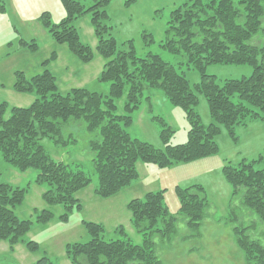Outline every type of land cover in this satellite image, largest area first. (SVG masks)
<instances>
[{"label": "trees", "instance_id": "1", "mask_svg": "<svg viewBox=\"0 0 264 264\" xmlns=\"http://www.w3.org/2000/svg\"><path fill=\"white\" fill-rule=\"evenodd\" d=\"M59 1L64 17L52 22L50 14L43 12L39 22L54 43L65 45L79 63L88 64L94 58V51L80 40L75 21L89 15L97 40L94 50L104 60L97 80L108 83V93L73 88L62 94L48 69L31 78L15 72L12 90L35 98L26 108L0 102V158L19 172L29 169L37 172L34 184L47 187L41 195L44 203L63 207L60 221L67 222L72 212L81 210L75 194L91 184L90 177L82 170L54 161L42 145L44 139L57 148L75 144L77 140L72 134L68 137L63 134L70 120L84 121L88 133L93 134L88 142L98 178L93 193L101 199L113 196L135 181L138 162L168 167L210 156L217 152L215 137L221 128L233 135V128L243 125L247 118L264 120V27L261 28L264 0H187L170 12L166 41L161 47L172 54L183 52L187 66L200 73L201 80L194 90L206 100L211 119L207 126L201 124L194 110L195 92L172 65L150 52L137 57L130 41L124 43V49L117 48L107 25L109 17L105 8L109 0H89V6L79 0ZM148 42L151 44L152 40ZM28 47L37 48L34 41ZM55 59L53 54L43 64L47 66ZM210 64L248 65L252 72L248 77L217 84L213 76L204 73ZM147 89L161 90L173 106L185 112L189 130L184 144H168L172 131L165 123L160 132L164 151L129 135L130 115L139 108ZM123 95L124 113L118 115L114 100ZM261 159L223 167L231 187V214L225 223L237 222L236 211L241 206L246 209L245 215L252 213L264 224V166L258 167ZM27 192V188L0 181V241L8 244L10 254L19 244L30 253L39 248L36 242L25 239L32 222L14 213ZM176 193L179 198L176 216L163 203L162 190L128 202L130 224L140 237V244H133L121 227L116 231L118 238L105 240L100 224L82 221L89 239L67 244L66 258L70 264H163L155 254L154 238L172 240L177 235L179 219L192 231V235L182 239L198 238L199 226L211 206L198 185L176 188ZM52 217L50 210L43 209L36 213L35 222L45 225ZM247 229L233 226L235 242L246 264H264V245L247 235ZM33 264L56 263L42 255Z\"/></svg>", "mask_w": 264, "mask_h": 264}, {"label": "rangeland", "instance_id": "2", "mask_svg": "<svg viewBox=\"0 0 264 264\" xmlns=\"http://www.w3.org/2000/svg\"><path fill=\"white\" fill-rule=\"evenodd\" d=\"M82 1L89 6V0ZM187 0H109L105 10L108 14L107 25L111 28L116 46L124 49L130 41L137 57L148 52L158 55L164 62L172 65L188 81L192 90L201 80L200 73L187 66L186 55L181 52L172 54L161 47L165 43V30L170 12ZM43 12L50 14L52 22L64 17L59 0H0V102L9 107L26 108L35 96L18 94L12 90L15 72H22L31 78L48 69L56 78L60 93L65 94L73 88H85L107 95L108 83L99 82L104 60L95 52L97 40L89 23V15L75 21L80 40L94 51V58L88 64H81L65 45L53 42L45 28L39 22ZM264 27V16L261 28ZM151 39L150 44L148 40ZM34 41L37 48H29ZM25 43V44H24ZM27 44V45H26ZM56 59L47 66L43 64L51 55ZM248 65L210 64L204 73L213 76L217 84L225 80H238L251 75ZM197 105L194 110L202 125L211 123L206 100L196 93ZM125 95L114 100L116 113L122 115ZM132 123L127 132L132 138L150 144L154 149L164 151L160 132L165 123L172 134L168 138L171 146L184 144L189 130L188 120L183 110L173 106L159 89H147L141 98L138 109L131 113ZM68 137L72 134L77 142L57 148L50 140L44 139L42 145L47 154L56 162L70 165L72 169L82 170L91 179V184L77 192L75 198L81 204L80 211H74L67 222L59 220L63 214L60 205L49 206L41 198L47 189L34 184L37 172L29 169L19 172L0 158V181L14 187L27 188L24 201L15 208L14 213L20 219L32 222L26 240L34 241L39 248L30 253L19 244L9 253L8 244L0 241V264H33L45 255L56 264H70L65 256V246L75 242H86L89 237L81 222L100 224L104 229L105 240L116 239L119 227L133 244L141 239L130 224L129 201L141 199L149 192L163 191V203L169 212L176 216L179 198L176 188L200 186L210 203L207 216L202 220L198 238L183 240L192 235L184 221L177 223V235L170 241L155 237V254L163 264H246L244 255L235 242L233 226L247 227V235L260 240L264 245V224L252 214L245 215L243 207L237 209V222L225 223L231 214V187L223 174L226 165H238L242 161L254 162L262 157L258 167L264 166V120L247 118L243 125L233 128V135L221 128L215 137L217 152L189 162L174 163L168 167H159L154 163L136 165L138 178L113 196L101 199L93 191L98 178L92 167L94 153L88 142L93 134L88 133L82 120H70L63 130ZM43 209L53 213L52 219L45 225L35 222L36 213ZM248 211V210H247Z\"/></svg>", "mask_w": 264, "mask_h": 264}]
</instances>
